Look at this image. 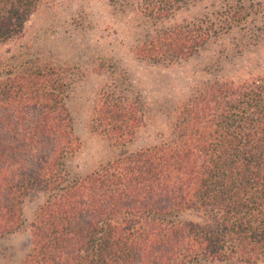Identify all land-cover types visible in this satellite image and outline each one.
<instances>
[{
	"label": "trees",
	"instance_id": "trees-1",
	"mask_svg": "<svg viewBox=\"0 0 264 264\" xmlns=\"http://www.w3.org/2000/svg\"><path fill=\"white\" fill-rule=\"evenodd\" d=\"M108 1L141 20L137 60L184 62L224 40L227 53L212 54L155 144L75 175L65 165L78 148L65 105L74 68L36 26L23 33L49 0H0V49L11 45L0 53V240L40 196L21 264H264L261 1ZM187 8L189 22L168 24ZM124 92H101L92 116L115 146L143 121L136 92L132 107Z\"/></svg>",
	"mask_w": 264,
	"mask_h": 264
},
{
	"label": "rangeland",
	"instance_id": "rangeland-1",
	"mask_svg": "<svg viewBox=\"0 0 264 264\" xmlns=\"http://www.w3.org/2000/svg\"><path fill=\"white\" fill-rule=\"evenodd\" d=\"M260 1L262 8L264 0ZM48 3L29 17L23 33L26 35L36 26V34L51 41L49 44L56 48V62L69 63L74 68L65 105L78 148L65 165L75 175H83L117 156L155 144L166 128L169 110L187 98L212 54L221 48L227 53L224 47L227 40H224L222 45L209 44L184 62H144L132 53L141 38V20L132 7L120 8L108 0H49ZM194 14V8L182 9L173 14L168 24L189 22ZM10 46L0 49V53ZM258 54H264L263 41ZM254 56L246 53L239 62L245 63ZM110 88L125 90L121 100L131 107L133 89L140 104L143 121L130 141L121 146L112 144L106 133L92 122L99 94ZM40 200V196L24 200L21 228L0 240V264H21L29 246L28 226Z\"/></svg>",
	"mask_w": 264,
	"mask_h": 264
}]
</instances>
